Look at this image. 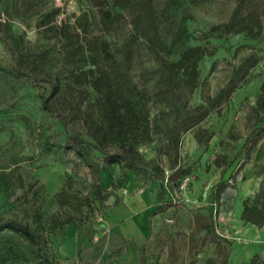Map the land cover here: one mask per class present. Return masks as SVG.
I'll list each match as a JSON object with an SVG mask.
<instances>
[{
    "label": "rangeland",
    "instance_id": "obj_1",
    "mask_svg": "<svg viewBox=\"0 0 264 264\" xmlns=\"http://www.w3.org/2000/svg\"><path fill=\"white\" fill-rule=\"evenodd\" d=\"M166 1H153L166 44L179 18L192 15L191 39L178 55H169L154 37L141 0H6L2 5V17L24 40L30 69H41L45 54H51L81 105L107 96L120 102L126 96L123 74L150 94L151 140L137 146L142 169L127 171L126 177L98 152L95 169L74 151L58 161L19 120L0 132V216L17 215L44 241L39 248L7 232L23 253L17 264H33L42 256L56 264L264 262V227L242 220L245 201L255 199L264 180V135L253 139L264 127V0H190L174 20L164 21ZM236 10L231 32L199 39ZM102 44L113 60L105 59ZM198 46L208 54L195 77L149 75L173 68L185 50ZM0 60L12 61L2 43ZM239 69L245 80L222 102L218 96ZM11 104L41 121L38 90L0 75V108ZM179 169V178L171 180ZM62 190L91 195L93 204L60 202L56 196ZM167 202L175 205L159 211Z\"/></svg>",
    "mask_w": 264,
    "mask_h": 264
},
{
    "label": "trees",
    "instance_id": "obj_2",
    "mask_svg": "<svg viewBox=\"0 0 264 264\" xmlns=\"http://www.w3.org/2000/svg\"><path fill=\"white\" fill-rule=\"evenodd\" d=\"M5 1L0 0V43L12 61L3 62L0 60V75L3 77L12 76L38 90L41 121L37 122L32 114L21 112L15 104H11L0 108V132L6 130L9 123L19 120L40 142L42 149L58 161H64L65 156L70 151H74L87 166L95 169V158L98 152L102 155V160L106 165L119 166L124 177H126L127 171L141 170L142 167L137 159V146L151 140L148 108L150 94L142 91L123 74L121 85L126 96L122 97L120 102L107 96L81 105L70 95L71 86L65 72L58 67L51 54H45V66L41 69H30L22 36L16 32L11 21L2 17V5ZM16 1L14 0V2ZM153 1L141 0V4L147 10L148 21L154 32V37L159 40L161 47L169 55H178L191 39L189 21L192 20V15L186 13L179 18L175 35L172 41L166 44L160 39ZM189 1L167 0L161 11L162 19L164 21L174 20L178 12ZM238 14L237 10L234 11L229 21L212 26L203 32L199 39L210 40L231 32L235 27L234 20ZM101 51L105 59L113 60L114 54L107 44H102ZM207 54V50L201 46L187 49L183 52L181 60L173 65V68H161L149 75H161L171 80H179V74L182 72L184 75L195 77L199 61ZM101 79L103 80V78ZM244 80L245 73L242 69L237 70L227 87L221 91L218 99L227 102ZM98 84L100 85L99 81ZM206 116L207 113L202 114L196 123L202 121ZM56 121L64 131L56 130ZM263 135L264 127L258 129L253 138L254 142ZM94 191L96 195L100 194L98 189ZM56 197L63 203H86L90 206L94 199L91 195L81 196L65 190L60 191ZM174 205V202H167L159 208V211H165ZM242 220L245 223L264 227V180L255 199L251 202L245 201ZM7 232L17 234L39 248L44 245V241L38 233L24 219L14 214L10 217L0 216V263L17 264L23 256L18 240ZM33 264L56 263L48 257L42 256L41 260ZM260 264H264V262Z\"/></svg>",
    "mask_w": 264,
    "mask_h": 264
},
{
    "label": "water",
    "instance_id": "obj_3",
    "mask_svg": "<svg viewBox=\"0 0 264 264\" xmlns=\"http://www.w3.org/2000/svg\"><path fill=\"white\" fill-rule=\"evenodd\" d=\"M181 169L177 170L174 174L171 175V180L175 181L179 178V175L181 173Z\"/></svg>",
    "mask_w": 264,
    "mask_h": 264
}]
</instances>
